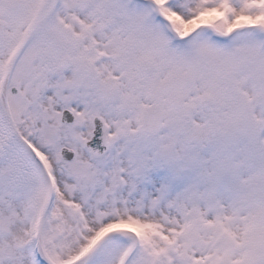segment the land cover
<instances>
[{"label":"snow or ice","instance_id":"obj_1","mask_svg":"<svg viewBox=\"0 0 264 264\" xmlns=\"http://www.w3.org/2000/svg\"><path fill=\"white\" fill-rule=\"evenodd\" d=\"M0 264H264V0H0Z\"/></svg>","mask_w":264,"mask_h":264}]
</instances>
